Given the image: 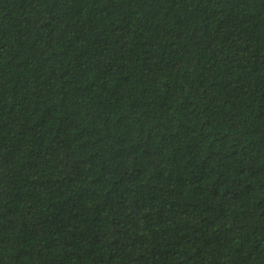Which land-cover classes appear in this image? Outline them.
<instances>
[{
  "label": "trees",
  "instance_id": "16d2710c",
  "mask_svg": "<svg viewBox=\"0 0 264 264\" xmlns=\"http://www.w3.org/2000/svg\"><path fill=\"white\" fill-rule=\"evenodd\" d=\"M0 264H264V0H0Z\"/></svg>",
  "mask_w": 264,
  "mask_h": 264
}]
</instances>
